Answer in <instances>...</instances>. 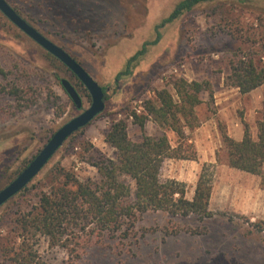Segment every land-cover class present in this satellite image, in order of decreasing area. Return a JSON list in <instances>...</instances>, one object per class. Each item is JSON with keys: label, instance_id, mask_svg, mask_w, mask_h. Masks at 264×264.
Wrapping results in <instances>:
<instances>
[{"label": "rangeland", "instance_id": "374dc122", "mask_svg": "<svg viewBox=\"0 0 264 264\" xmlns=\"http://www.w3.org/2000/svg\"><path fill=\"white\" fill-rule=\"evenodd\" d=\"M16 13L40 34L62 48L105 90L104 110L87 126L71 135L39 174L0 207V238L18 242L12 213L37 203L32 187L58 184L51 173L57 164L79 181H99L100 174L88 164L92 151L106 158L114 149L105 142V133L119 120L127 124V134L135 139L140 130L133 125V114L143 113L142 105L154 98V92L167 89L173 93L176 79L209 80L213 84L216 106L205 103L196 108L199 128L213 119V151L204 153L198 129L191 133L196 160H165L161 179L180 183L185 198L192 199L202 172L211 178L209 210L211 218L170 216L148 211L138 216L128 236L94 239L79 264H264V190L260 178L233 173L226 165V151L221 133L225 125L218 118L245 121L253 136L256 123L264 117V84L261 103L252 105L250 94L224 87L230 62L236 57H251L264 65V0H215L183 13L176 20L158 27L180 0H5ZM157 35L159 40L150 45ZM145 46V51L132 63L131 73L116 80L126 62ZM12 82L38 84L48 78L50 89L61 98L60 117L40 100L28 110L0 118V190L8 185L38 154L53 133L90 105L83 96L77 110L56 80L76 84L71 72L0 13V69L14 70ZM0 76V85L4 84ZM229 91L226 96L220 93ZM214 93L217 97L214 98ZM207 95H203L206 102ZM13 100L0 93V106ZM254 104V103H253ZM249 120V122L246 121ZM147 135L160 133L147 121ZM172 147L176 136L166 130ZM211 159V160H210ZM231 169V168H230ZM133 199L134 183L126 179ZM255 182V183H254ZM258 182V185L256 183ZM255 184V188H253ZM248 195L240 190L251 187ZM260 191V195L252 192ZM240 194H237L239 193ZM253 199V200H252ZM34 249L51 264H66L67 253L59 247L49 248L47 240L35 238Z\"/></svg>", "mask_w": 264, "mask_h": 264}, {"label": "trees", "instance_id": "16d2710c", "mask_svg": "<svg viewBox=\"0 0 264 264\" xmlns=\"http://www.w3.org/2000/svg\"><path fill=\"white\" fill-rule=\"evenodd\" d=\"M213 1L180 0L158 27L176 20L198 5ZM158 40L159 35L150 45ZM146 45L126 62L124 70L116 75V80L131 73L132 63L143 55ZM17 71L20 72L16 68L0 69V76L5 81L0 85V93L13 100L7 106H0V118L28 110L40 100H44L55 115L60 117L64 110L60 104L61 98L50 89L48 78L40 77L35 85L7 79ZM71 75L76 83L71 85L80 99L86 96L90 100L82 84ZM56 80L60 85L58 77ZM263 84L264 65H257L251 57L234 58L223 82L224 87L237 89L242 95ZM171 85L173 93L165 88L156 90L154 98L143 103V113L133 114L132 124L140 130L137 138L128 136L127 124L123 120L110 126L104 137L105 142L114 149V157L108 159L95 150L88 157V164L96 168L101 176L99 181H79L57 164L51 173L58 186H48V190L39 185L32 187L37 203L26 211L18 206L17 211L12 213L10 223L18 242L6 237L0 238V264H51L34 249L35 238L38 236L47 240L49 248L65 250L68 256L66 264H79L94 239L101 241L104 237L115 239L128 236L138 216L148 211L165 212L170 216L192 215L199 219L212 217L213 213L208 208L212 192L211 178L203 174V169L191 200L185 198V190L180 183L161 179V169L168 159L196 160L191 139V133L199 127L196 108L203 103L212 107L213 84L209 80L187 81L179 78ZM204 94L208 97L206 102L203 100ZM147 121H151L160 133L147 135L144 132ZM241 124V141L233 140L225 132L221 133L227 165L231 169L259 177L260 186L264 190V117L256 123L255 136L245 121L242 120ZM166 130L175 134V147L170 145ZM126 179L134 183L133 199L130 198L131 188ZM23 190L28 191V188Z\"/></svg>", "mask_w": 264, "mask_h": 264}, {"label": "water", "instance_id": "95a60500", "mask_svg": "<svg viewBox=\"0 0 264 264\" xmlns=\"http://www.w3.org/2000/svg\"><path fill=\"white\" fill-rule=\"evenodd\" d=\"M0 13L25 36L60 61L82 84L90 97L89 107L58 128L33 160L29 162L15 179L0 190L1 207L9 199L22 191L39 174L71 135L87 126L104 110L105 90L70 55L40 34L19 16L5 0H0ZM60 85L73 106L77 110H80L82 108V101L71 83L66 79H61Z\"/></svg>", "mask_w": 264, "mask_h": 264}, {"label": "crops", "instance_id": "0c3cea01", "mask_svg": "<svg viewBox=\"0 0 264 264\" xmlns=\"http://www.w3.org/2000/svg\"><path fill=\"white\" fill-rule=\"evenodd\" d=\"M259 89V88H258ZM237 89H231V91H235ZM257 91V89L251 91L249 95V97L251 98V102H252V105H257L259 103H261V96H259L263 90H260V92H255ZM227 93H229V91H226V92H223V93H220V95L222 96H226ZM262 95V94H261ZM217 97L214 93V98ZM222 101V99H219L217 100L216 99V102L214 103L216 106ZM254 103V104H253ZM219 122H221L223 125H225V130H226V134L232 138L233 140L235 141H241L242 137H243V126L241 124V121H236V120H233V119H230V120H225V119H220L218 118ZM212 121L213 119H210L206 122H204L201 126V128L198 129V135L200 136V141H201V144L203 143V147H201L204 151V153H208L207 155H209L212 151H213V145H212V141H211V137L213 136V128H215L212 124ZM247 122H249L248 119H246ZM211 160V159H210ZM226 167L228 168V165H226ZM230 171H232L233 173H243V174H246V175H249L251 176L250 174H247V173H244V172H240V171H237V170H234V169H230L228 168ZM251 177H254L251 176ZM255 183V182H254ZM256 185H258V182L256 183ZM255 188V184L253 185ZM252 189V186L251 187H244L243 189L240 190L241 192V199L243 198L242 195H248L249 194V191ZM256 189L257 191H254L252 192V194L258 196L260 195V191L257 186H256ZM237 193V194H240ZM262 192V191H261ZM264 194V192H263ZM253 200V199H252ZM209 203H210V200H209Z\"/></svg>", "mask_w": 264, "mask_h": 264}, {"label": "flooded vegetation", "instance_id": "af4514ba", "mask_svg": "<svg viewBox=\"0 0 264 264\" xmlns=\"http://www.w3.org/2000/svg\"><path fill=\"white\" fill-rule=\"evenodd\" d=\"M76 78V77H75Z\"/></svg>", "mask_w": 264, "mask_h": 264}]
</instances>
